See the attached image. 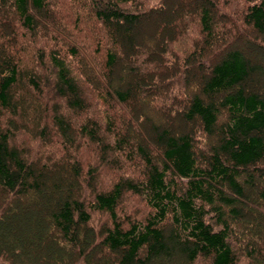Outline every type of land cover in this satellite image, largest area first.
<instances>
[{"label": "trees", "instance_id": "obj_1", "mask_svg": "<svg viewBox=\"0 0 264 264\" xmlns=\"http://www.w3.org/2000/svg\"><path fill=\"white\" fill-rule=\"evenodd\" d=\"M70 1L0 0V264H264V0Z\"/></svg>", "mask_w": 264, "mask_h": 264}, {"label": "rangeland", "instance_id": "obj_2", "mask_svg": "<svg viewBox=\"0 0 264 264\" xmlns=\"http://www.w3.org/2000/svg\"><path fill=\"white\" fill-rule=\"evenodd\" d=\"M160 3L161 1L160 0H149L147 3H146V6L147 7H151V5L153 6L154 4L158 5V2ZM181 2V5L183 4V6H185V4L187 3H196L197 4V0H179ZM226 2H228L229 4L231 2H239V0H225ZM244 2L245 0H240V2ZM157 2V3H156ZM171 0H167V6H171L172 7V4H171ZM235 7L237 6V10L240 8V5H234ZM234 7V8H235ZM50 9L52 11L55 12V14L60 18V19H64L62 20V22L64 21L67 25H66V28H68L67 26H70V24L72 23L74 28L76 29H73L71 30L70 28H68L70 30V33L71 34V37H69L67 39V42L68 43H74V42H80L82 41V39L88 35L91 31L93 32V30H95V26H94V22H86L84 21L83 23L81 22L80 24L77 23V15L78 14V11H80V8H78V6L76 4H73L70 0H51V4H50ZM230 11V10H229ZM228 11V12H229ZM238 13V11H237ZM88 16V15H87ZM144 21L146 23V31L148 32L147 34H143L142 37H141V40H142V43H148L149 40H151L152 38H155L157 40V35H153L152 32L149 33L150 29H152V26H153V23L155 22V17H148L147 15H145L144 17ZM63 22V23H64ZM160 25L164 26V21L162 19V22L159 23ZM157 26V24L155 25V27ZM18 27V26H16ZM157 29V27H156ZM192 31L194 30V26L192 27L191 29ZM157 32V30H156ZM155 34V33H154ZM191 37H192V34L189 32L188 35H186V39H182L179 44H178V47L180 48H184L185 46L189 45L190 44V40H191ZM19 40L20 42H22V40H24V37H22L21 35L19 36ZM53 42V41H51ZM24 43L26 46L30 45H35L36 47L37 46H43L46 48L47 46V42H44V41H41L40 37H35L33 38L31 35L26 38V40H24ZM96 44V41L93 43V47L95 46ZM243 45V46H242ZM238 44V48H241L243 49L245 52L247 53H251V55H254L249 49L248 47L246 46V43L245 45L244 44ZM69 46V45H68ZM34 47H32L33 49ZM48 48V46H47ZM29 53H24L23 56L27 57ZM256 59V58H255ZM257 60H259V58H257ZM264 63V62H263ZM127 80L129 78L125 77ZM258 79L260 80L261 82V85H264V76H258ZM169 101V100H168ZM148 115L149 116H154V117H158L159 114H157V111L156 110H148Z\"/></svg>", "mask_w": 264, "mask_h": 264}, {"label": "bare ground", "instance_id": "obj_3", "mask_svg": "<svg viewBox=\"0 0 264 264\" xmlns=\"http://www.w3.org/2000/svg\"><path fill=\"white\" fill-rule=\"evenodd\" d=\"M245 14V13H244ZM185 29V28H184ZM178 31V30H177Z\"/></svg>", "mask_w": 264, "mask_h": 264}]
</instances>
